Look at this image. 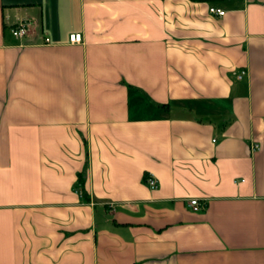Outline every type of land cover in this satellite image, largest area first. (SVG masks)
<instances>
[{
	"label": "crops",
	"instance_id": "0c3cea01",
	"mask_svg": "<svg viewBox=\"0 0 264 264\" xmlns=\"http://www.w3.org/2000/svg\"><path fill=\"white\" fill-rule=\"evenodd\" d=\"M0 264H264V0H0Z\"/></svg>",
	"mask_w": 264,
	"mask_h": 264
},
{
	"label": "built area",
	"instance_id": "2783aa9c",
	"mask_svg": "<svg viewBox=\"0 0 264 264\" xmlns=\"http://www.w3.org/2000/svg\"><path fill=\"white\" fill-rule=\"evenodd\" d=\"M209 12L211 14H213V15H217V16H220V17L225 14V10H223L222 8L216 7V6H210L209 7ZM32 24L33 23L30 22V21L20 22L14 28H12L13 36H15L16 38L25 37L29 33L30 27H31ZM45 41L48 42L49 38H45ZM69 41L71 43H80V42H82V34L81 33H72V34H70L69 35ZM244 73H245V71H243L241 74H239L238 78H241L242 74H244ZM253 148L257 149L258 145L255 144L253 146ZM146 183L152 189L157 188V182L152 176H147ZM189 204H190V206L192 207V209L194 211H198L200 209V203H199L198 199H190Z\"/></svg>",
	"mask_w": 264,
	"mask_h": 264
},
{
	"label": "trees",
	"instance_id": "16d2710c",
	"mask_svg": "<svg viewBox=\"0 0 264 264\" xmlns=\"http://www.w3.org/2000/svg\"><path fill=\"white\" fill-rule=\"evenodd\" d=\"M79 185H80V187H81V194H82V196L84 197V200H89V197H88V195H87V193H86V191L83 189V181L81 180V178L79 179V183H78Z\"/></svg>",
	"mask_w": 264,
	"mask_h": 264
}]
</instances>
